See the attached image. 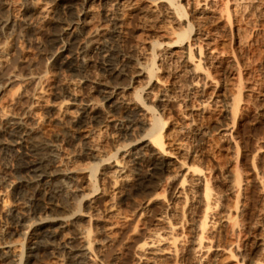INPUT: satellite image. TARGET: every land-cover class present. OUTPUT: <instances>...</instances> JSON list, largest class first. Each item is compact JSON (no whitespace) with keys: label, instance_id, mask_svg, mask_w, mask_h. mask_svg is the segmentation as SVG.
<instances>
[{"label":"rangeland","instance_id":"374dc122","mask_svg":"<svg viewBox=\"0 0 264 264\" xmlns=\"http://www.w3.org/2000/svg\"><path fill=\"white\" fill-rule=\"evenodd\" d=\"M106 1L93 0V16L83 27L81 38L99 30L102 33V44L110 50L116 63L127 56L135 57L142 50L148 51L151 39L154 40L160 33L157 29L162 30L161 23L148 27L140 20L139 11L141 8L147 9L150 0L131 2V9L124 11L123 26L118 36L109 34L110 26L104 21ZM181 2L185 3L186 0ZM188 2L187 10L190 13L196 6V0ZM81 4L82 0H0V18L9 20V24L0 31V50L7 54L4 72L1 74L4 77H0V254L7 250L10 241L19 242L22 239L17 222L11 214L27 212L28 208L32 212L36 202L48 206L49 200L55 203L62 200V196L58 195L60 193L53 192L52 183L37 186L35 183L30 184L31 176H27L30 174L24 172V176L22 171L16 170L17 166L33 159L34 154L29 149L31 142H45L50 147L52 145L54 155L57 156L52 164H58L61 157H70L71 165L81 169L79 176L89 177L91 167L88 163L91 159L86 155L83 136L88 131L96 132L101 125L87 124L75 130L60 118L57 107L65 99L57 95V87L61 82L69 79L79 81L77 103H86L87 111L94 104L101 107L103 124L111 127L108 126L102 132L100 139L105 152L114 151L115 145L110 134L120 114L103 103L101 94L96 90L95 81L106 77L100 69V56L92 55L89 67L83 71L71 70L70 67L78 66L81 55L75 49L65 51L62 48L63 41H68L78 31ZM207 4L211 10L208 15L211 17L200 23L199 31H194L207 33L211 38V44L204 48L205 53L214 49L216 61L207 70L199 69L201 77L204 74L208 77H203L206 80L203 91L209 97V102L203 110L190 116V108L197 107L198 103L191 98L190 80L186 78L180 82L177 89H181H176L178 98L173 97L168 102L169 111L163 114V120L167 123L164 130L168 134L164 138L166 145L163 153L172 155L173 146L182 142L187 152L185 155L188 156L180 158L184 172L189 167L207 176L212 184L215 203L209 210V222L204 234L207 247L199 252L193 251L192 241L198 229L200 212L204 209L197 202L204 188L199 186L197 196L188 201L192 207L188 212L186 206L180 224H176L177 233L182 232L183 236L176 242L180 249L175 264H264V253L254 244L258 238H264V0H208ZM53 34L61 36L52 41L50 39ZM183 47H186V43H183ZM187 53L185 50L183 56L187 57ZM197 54L194 46L193 58L189 59L191 64L198 59ZM65 61L69 63L68 67L60 64ZM190 63L187 68L189 71L193 69ZM164 75L157 70L154 80L166 85ZM127 80L123 79L122 83ZM139 82L134 85L142 84ZM90 97L93 100L88 101ZM34 101L37 103L33 105ZM30 105L33 112L30 117H25ZM234 105L235 111L231 110ZM21 116L25 117V130L29 133L23 138L25 141L16 144L6 132L10 128V120ZM145 128L136 126L128 130L125 137L119 138V143L130 141L129 148L144 147ZM104 167L105 163L98 167L99 196L107 194L110 189L109 179L102 174ZM144 169L141 166L140 172H144ZM164 177L157 180L154 191L158 200L152 206L157 209L166 206L171 188L180 184L182 176L175 174L172 181ZM72 187L68 186L67 190H73ZM83 191L85 194L87 189ZM80 193L71 195L75 196L74 199L70 198L73 201L79 200L82 196ZM105 198L102 195L97 202L96 220L89 218L90 210L86 207L76 215L79 228L91 230L94 252L91 264H137L138 244L156 228L150 213L139 216V207L145 204L146 197L136 194L117 200L120 217L114 218L116 221H108L109 218L105 216ZM5 203L10 209L4 206ZM181 204L179 207L183 206ZM27 245L29 243L26 241L25 247ZM49 250L53 254H49ZM49 250L38 248L33 252L35 255L30 257L31 254L25 248L23 264L67 263L64 251L55 253L56 249ZM1 256L0 264H16V257L1 260ZM179 257L181 259L178 260ZM172 259L166 257L161 262L174 264Z\"/></svg>","mask_w":264,"mask_h":264},{"label":"bare ground","instance_id":"6f19581e","mask_svg":"<svg viewBox=\"0 0 264 264\" xmlns=\"http://www.w3.org/2000/svg\"><path fill=\"white\" fill-rule=\"evenodd\" d=\"M132 1L133 0H107L105 2L104 21L108 22V26H110V30L108 31L109 34L115 36L120 34L123 26L124 11L126 9H131ZM188 1L189 0H186L185 3H182L181 0H150L148 7L146 5L147 9L145 8V10H143L141 8V11H139L140 20L143 21V25L146 24L148 27L155 26V23H161L162 30L157 29L160 30V33L154 40L151 39L152 41L148 45V51L143 52L142 50L143 53L139 51L141 53L137 56H127L122 59L121 62L116 63L114 62L115 59L113 60L112 58L113 56H111L110 50L102 44V33H100L99 30L92 31L90 34L88 33L89 35L86 34L87 36L81 38L83 27L89 23L93 16V0H82L80 14L78 16V31L73 33L68 41L62 40V48H65V51H70L71 48L75 49L76 52L81 55L79 64L76 66L77 68L69 66L71 70L83 71L89 67L90 57L92 55L95 54L100 56V69L106 77L98 78L95 81L97 86L96 90L101 94L103 103H106L112 110L120 114L117 123L112 125L113 131L110 134L115 145L114 151L105 152L100 139L102 132L109 126V124H103L104 119L102 118L101 107H99L98 104H94L90 111H87L86 103L83 102V104L80 103V101L77 103L76 92L79 81L69 79L61 82L57 87V95L65 99H62L63 101L61 102L59 101L60 103L58 102L57 108L60 111V118L72 125L75 130L87 124L101 125L96 132L95 130L88 131L83 136V145L86 150V155L91 159V162L88 163L91 167L89 177L82 178L79 176L81 169L71 165L70 157L65 156L63 158L61 157V159L58 157L60 160L59 163L55 165L52 164L56 156L54 155L55 149L52 145L51 148L47 145L48 143L46 144L45 142H31L29 149L31 153L33 152L34 154V157L32 154L33 159H29L30 161H25L21 166H17L16 170L29 173L30 175L27 174V176H31V180L29 179L30 184L35 183L37 186L44 183H52L53 192L60 193L57 194L62 196V200L59 203L53 202L54 200H49L48 206H42L39 202H36L32 212L30 208L27 209V212L19 211L17 214H11V212L10 216L14 217V220H16L22 239L19 242L10 241V244L6 246L7 250L2 251L0 254V256L2 255L1 260L13 256L16 257V260H14L16 264H23L25 248L27 249L26 252L31 254L30 257L35 255L33 252L38 248H45L47 250L56 249L54 251L55 253H59L60 250L64 251L66 255V264H91L93 258L91 256L94 253L91 245V230H81L79 228L76 220L78 217L76 216L78 215L77 213L82 212L83 207H86L90 210L89 218L96 220L97 202L100 197L104 195L106 197L104 205L105 216L107 219L109 218L108 221H110V219L116 221V217L119 216V210L116 205L118 203L117 200L129 198L136 194H142L146 197V202L139 207V216L150 213V219L152 218L153 225L156 228H154L153 231L150 230L151 233L138 244L136 248L137 264H162L161 260L163 258L165 260L166 257H172V260H174L173 263L175 264V260H177L179 256V252H177L179 251L177 240L183 236L182 232L177 233L176 224H180L186 206L189 212L192 205L188 203V201L191 198L193 200V198L197 196L199 186H202L204 189L202 191V197L198 196L201 198L200 201L197 200V202L200 203H197V206L198 204H202L204 209L201 211L202 213L200 212L201 215L199 214L198 229L196 228L197 231H195L194 240L192 239L193 241H191L193 251L196 250L200 252L203 248L207 247L204 234L209 222V210L215 203V198L212 193V184L209 178L202 175L198 169L186 167V172H184V164L181 163L180 158L187 154V152L183 144H181L182 142L173 146L174 148L171 149L172 155L163 153L164 145H166L164 138L166 139L167 134L164 130L165 127H167V123L163 120V114L169 111L168 102H170L171 99L178 98L179 95H176L178 85H180L181 81L188 78L190 80L191 98L196 99L198 103L197 107L193 106L190 108L189 114L190 116H194L199 110H203L205 104L209 102V97L207 98L203 91L206 83L203 77H208H206L207 75L205 76V74L201 77L199 69L203 68L207 70L208 67H210L211 64L213 65L216 61L213 54L214 49L206 53L204 51V48L211 44V38L207 33L194 31L195 29L199 31V25H201L203 21H206L207 18L211 17L208 15L211 12L207 4L208 0H203L202 2L201 0H196V6L190 13L187 10V6L189 5ZM227 9L226 6L227 17H229V11ZM142 21L140 22L142 23ZM8 24V19L3 20L0 18V31ZM193 31L194 33L192 34ZM191 35L195 37L193 38ZM60 36L61 34H53L50 40L55 41L57 40L56 38ZM183 43H186V47H183ZM194 46L197 48L198 59L194 64H191L189 59L193 58ZM185 50L188 52L187 57L183 56ZM6 55L7 54L4 53L3 50H0V77L3 75L2 72H4ZM189 63L191 66L193 65V69L191 68L190 71L187 69ZM60 64L68 67L69 63L65 61ZM157 70L165 74L163 79H167L166 85L154 80ZM125 78H128L127 82L122 83V80ZM111 79H113V81H109ZM139 81L142 82V84L135 86L134 84ZM89 100H93V98L90 97L88 101ZM36 103L37 101H34L33 105ZM234 108L235 105L231 110ZM32 112L30 105L27 113L25 112V117H30ZM108 112L109 111H107V113ZM25 117L22 118L21 116V118L18 117L19 119L16 120L12 118V121L10 120L9 122L10 128L9 130L7 129L8 131L6 134L12 138L16 144L25 141L23 138L29 133L25 130ZM136 126L138 128H145L146 126L144 129L146 145L144 147L142 145L140 147L133 146L129 148L130 141L120 144L119 138L122 136L125 137L127 131L134 129ZM179 129H181V127ZM175 131L176 130H174V132ZM176 132L178 133V131ZM110 160H112V162H109ZM102 163L106 164L102 174H105L109 179L110 189L107 194L103 193L99 196L97 193L99 189L97 186L98 173L100 172L98 167L102 165ZM141 166L143 168L145 167L144 172H140ZM25 173L24 176H26ZM175 174L182 176L181 181L177 187L170 186L172 190L166 206L158 209L152 206L158 200L157 195L154 194L157 180L159 181L161 177L165 176L164 178L172 181ZM203 181L204 185H202ZM237 181L236 179V182ZM68 186H73V190L68 191ZM29 188L31 189V187ZM83 189H87L85 194ZM78 192H82L80 193L82 194L81 198L73 201ZM71 195L75 196L73 197ZM70 196L73 197V199H71ZM32 198L33 197H31V199ZM192 200L190 202H192ZM181 203H183V206H180V208L179 205ZM30 204H32L31 201ZM4 206L10 209L7 203H5ZM31 214H34V216H30ZM26 241L29 245L25 247ZM254 244L260 248L263 254L264 238H258ZM52 252L53 251L49 252V254H53ZM55 258H57V256ZM179 259L181 258L179 257L178 260Z\"/></svg>","mask_w":264,"mask_h":264}]
</instances>
